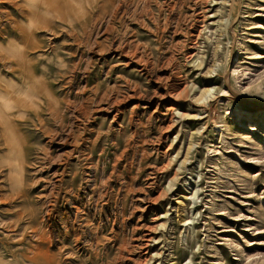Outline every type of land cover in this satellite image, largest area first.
Here are the masks:
<instances>
[{
    "label": "rangeland",
    "instance_id": "374dc122",
    "mask_svg": "<svg viewBox=\"0 0 264 264\" xmlns=\"http://www.w3.org/2000/svg\"><path fill=\"white\" fill-rule=\"evenodd\" d=\"M0 264H264V0H0Z\"/></svg>",
    "mask_w": 264,
    "mask_h": 264
},
{
    "label": "bare ground",
    "instance_id": "6f19581e",
    "mask_svg": "<svg viewBox=\"0 0 264 264\" xmlns=\"http://www.w3.org/2000/svg\"><path fill=\"white\" fill-rule=\"evenodd\" d=\"M19 61V60H18ZM178 79V78H177ZM179 88V87H178ZM186 91L187 92H190L191 91V88L190 89H188V87H186V88H183L180 92H179V94H178V96H180V95H183V94H186ZM178 93V92H177ZM187 95V94H186ZM183 96H185V95H183ZM183 222H184V220H183ZM49 259V258H48ZM47 263H48V261H47Z\"/></svg>",
    "mask_w": 264,
    "mask_h": 264
}]
</instances>
